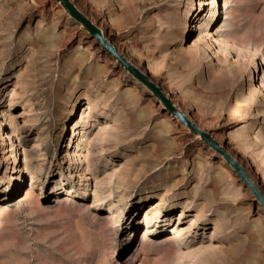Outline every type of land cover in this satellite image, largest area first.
<instances>
[{
	"label": "rangeland",
	"instance_id": "1",
	"mask_svg": "<svg viewBox=\"0 0 264 264\" xmlns=\"http://www.w3.org/2000/svg\"><path fill=\"white\" fill-rule=\"evenodd\" d=\"M71 1L264 192V3ZM0 264H264L250 189L57 0H0Z\"/></svg>",
	"mask_w": 264,
	"mask_h": 264
},
{
	"label": "water",
	"instance_id": "2",
	"mask_svg": "<svg viewBox=\"0 0 264 264\" xmlns=\"http://www.w3.org/2000/svg\"><path fill=\"white\" fill-rule=\"evenodd\" d=\"M66 12L80 25L84 27L86 31L90 33L92 38L96 39L98 44L102 45L103 49L113 57L120 66H122L132 77L139 81L144 87H146L155 98L164 106L166 111L174 118L178 119L182 125H184L193 135L200 136L201 139L215 152L219 153L227 163L232 167L234 173L243 181L244 185L250 189L256 201L261 204L264 209V192L260 187L250 178L246 169L242 164L233 157L228 151L221 145L220 142L215 140L209 132L203 130L198 124L192 121L188 115L183 112L173 100L163 91V89L150 79L148 75L143 73L140 68L132 64L124 55H122L112 42H110L104 32L96 26L92 21L85 16L78 8L72 3L71 0H57Z\"/></svg>",
	"mask_w": 264,
	"mask_h": 264
},
{
	"label": "bare ground",
	"instance_id": "3",
	"mask_svg": "<svg viewBox=\"0 0 264 264\" xmlns=\"http://www.w3.org/2000/svg\"><path fill=\"white\" fill-rule=\"evenodd\" d=\"M216 2L215 0L212 1V5H214ZM259 3H264V1H259ZM79 10V9H78ZM94 23V22H92ZM217 32V31H216ZM182 34H185V30L183 29V32ZM217 33H214L213 35L211 36H215ZM107 38V37H106ZM108 39V38H107ZM96 40V39H95ZM112 45H114L112 43ZM102 46V45H101ZM115 46V45H114ZM116 47V46H115ZM210 48H218L219 50H222V45H221V40L219 38H216L215 36V39L211 38L210 40V45H209ZM117 49V48H116ZM118 50V49H117ZM262 62V60H261ZM241 64V62H240ZM138 67V66H137ZM139 68V67H138ZM144 73V72H143ZM146 74V73H145ZM147 75V74H146ZM251 81H257L258 82V78L256 80V76H253V78L251 79ZM263 86V91H264V84L262 85ZM112 99L109 98V95L107 92H101L99 93V95L97 96V99L96 101L97 102H107ZM73 111V110H72ZM71 111V112H72ZM240 119L244 120V123L247 122H252L253 120H259V121H262L264 119V107H262L261 109H254V110H251V111H247L243 114L240 115ZM210 135L215 139V136L213 134L210 133ZM195 137H198L201 139L200 136H195ZM202 140V139H201ZM216 140V139H215ZM222 145V144H221ZM14 146V144H13ZM223 146V145H222ZM227 151L228 153L231 152V150L225 146H223ZM8 152H11V151H8ZM231 154V153H230ZM11 156H9V159H10ZM7 162V161H6ZM9 163V162H7ZM221 171L225 174H231V170L228 168V167H225V166H221ZM260 204V203H259ZM261 205V204H260Z\"/></svg>",
	"mask_w": 264,
	"mask_h": 264
}]
</instances>
